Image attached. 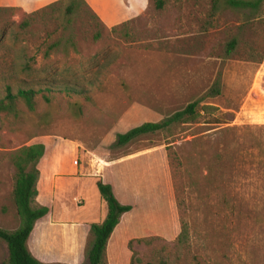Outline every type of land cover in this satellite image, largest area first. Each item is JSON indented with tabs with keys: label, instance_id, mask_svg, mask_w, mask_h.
<instances>
[{
	"label": "rangeland",
	"instance_id": "374dc122",
	"mask_svg": "<svg viewBox=\"0 0 264 264\" xmlns=\"http://www.w3.org/2000/svg\"><path fill=\"white\" fill-rule=\"evenodd\" d=\"M9 1L0 98L6 86L51 91L34 111L17 100L16 116L0 113V227L19 225L10 153L43 141L36 201L50 211L27 242L42 264H88L89 224L105 213L98 179L131 206L102 264H264V13L223 2L212 13L211 0H74L72 12L70 0ZM198 98L193 122L116 144Z\"/></svg>",
	"mask_w": 264,
	"mask_h": 264
},
{
	"label": "trees",
	"instance_id": "16d2710c",
	"mask_svg": "<svg viewBox=\"0 0 264 264\" xmlns=\"http://www.w3.org/2000/svg\"><path fill=\"white\" fill-rule=\"evenodd\" d=\"M221 2L232 10L242 11L250 18L264 13V0H211V11L215 13L221 6ZM156 5L160 8L163 0H156ZM76 7L74 0H70L67 5L68 12H72ZM236 40L228 43V50H233ZM219 82L215 81L207 94L213 96L219 92ZM65 91H72L82 94L72 88H64ZM45 91L50 92L51 89ZM43 90L32 88H20L13 93L10 86L5 87V95L0 98V113L18 114L17 100H21L28 111H34L37 93H44L43 98L49 101ZM47 93V92H46ZM201 98L189 102L182 109L176 110L159 121H146L137 126L131 127L125 132L116 135V144L126 145L137 138L156 133L162 130L168 131L172 126L193 122L197 115V105ZM50 150V145L43 141L33 142L21 146L10 153V160L15 170L12 188V199L19 218V225L14 230H6L0 227V240L7 246L8 257L5 264H42L36 259L28 249L27 242L37 220L44 217L50 208L46 205L38 204L37 183L40 177L39 166ZM101 199L106 204V214L99 223H91L89 230L91 240L87 248V263L102 264V259L106 249L108 239L116 226L120 222L121 216L131 209L130 205L121 204L115 197L112 186L104 183L100 179L95 182Z\"/></svg>",
	"mask_w": 264,
	"mask_h": 264
},
{
	"label": "crops",
	"instance_id": "0c3cea01",
	"mask_svg": "<svg viewBox=\"0 0 264 264\" xmlns=\"http://www.w3.org/2000/svg\"><path fill=\"white\" fill-rule=\"evenodd\" d=\"M8 5H16V4H15V2H13V1L11 0V1L8 2ZM43 160H44V159H43ZM43 160H42V161H43ZM42 161H41V163H40V166H41V164H42ZM40 166H39V171H40ZM50 166H51V167H49V170H55V168H56L57 165L55 164V161H54V162L51 163ZM58 167H59V168H64L65 166L60 165V166H58ZM37 188H38V186H37ZM102 201H103V199H102ZM103 202H104V201H103ZM104 203H105V202H104ZM44 205L47 206V204H44ZM126 213H127V212H126ZM105 214H106V204H105V213H104V215H103L104 217H105ZM124 214H125V213H124ZM45 216H46V215H45ZM42 218H43V217H42ZM42 218H40V219H42ZM40 219H39V220H40ZM103 219H104V218H103ZM103 219H101V221H102ZM120 219H121V218H120ZM39 220H37V221H39ZM37 221H36V223H37ZM101 221H100V222H101ZM98 223H99V222H98ZM119 223H120V222H119ZM90 224H91V223H90ZM90 224H89V225H90ZM118 225H119V224H118ZM118 225H117V226H118ZM117 226H116V227H117ZM115 229H116V228H115ZM115 229H114V230H115ZM112 233H113V232H112ZM110 236H111V235H110ZM109 238H110V237H109Z\"/></svg>",
	"mask_w": 264,
	"mask_h": 264
},
{
	"label": "built area",
	"instance_id": "2783aa9c",
	"mask_svg": "<svg viewBox=\"0 0 264 264\" xmlns=\"http://www.w3.org/2000/svg\"><path fill=\"white\" fill-rule=\"evenodd\" d=\"M73 163L77 164V159L76 158L73 159Z\"/></svg>",
	"mask_w": 264,
	"mask_h": 264
}]
</instances>
